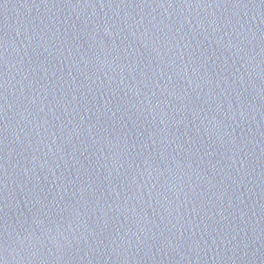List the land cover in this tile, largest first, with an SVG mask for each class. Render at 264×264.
Masks as SVG:
<instances>
[{
    "label": "water",
    "instance_id": "95a60500",
    "mask_svg": "<svg viewBox=\"0 0 264 264\" xmlns=\"http://www.w3.org/2000/svg\"><path fill=\"white\" fill-rule=\"evenodd\" d=\"M0 264H264V0H0Z\"/></svg>",
    "mask_w": 264,
    "mask_h": 264
}]
</instances>
